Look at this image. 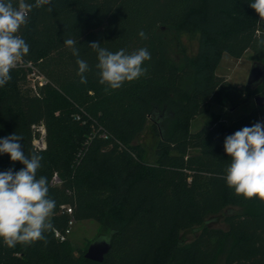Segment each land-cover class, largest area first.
<instances>
[{
  "label": "trees",
  "instance_id": "16d2710c",
  "mask_svg": "<svg viewBox=\"0 0 264 264\" xmlns=\"http://www.w3.org/2000/svg\"><path fill=\"white\" fill-rule=\"evenodd\" d=\"M251 2L52 0L33 7L17 35L30 46L23 58L49 82L35 95L26 70H11L0 87V139L16 133L26 155L42 157L36 176L47 178L56 207L46 242L9 248L0 240V264H264V201L237 196L224 179L231 163L225 138L264 123V107L232 120L211 111L264 96V81L234 84L216 71L223 52L241 58L251 50L264 64V21ZM184 31L199 33V47L177 59L170 37ZM67 38L77 41L79 58L89 65L86 83ZM93 42L113 53L146 48V73L115 90L100 84ZM197 117L203 123L193 130ZM40 124L44 150L33 144ZM149 127L156 136L152 151L138 142ZM10 168L24 165L0 153V172ZM219 213L226 227L210 223ZM88 219L109 231L112 246L102 262L87 259L86 247L69 235H55ZM195 227L194 238H180Z\"/></svg>",
  "mask_w": 264,
  "mask_h": 264
},
{
  "label": "clouds",
  "instance_id": "9594fccd",
  "mask_svg": "<svg viewBox=\"0 0 264 264\" xmlns=\"http://www.w3.org/2000/svg\"><path fill=\"white\" fill-rule=\"evenodd\" d=\"M51 2L35 0L33 5L26 0H0V87L11 80V70L30 51L28 43L17 35L21 26L26 24L33 7L50 5ZM250 7L264 21V0H253ZM138 35L147 39L142 30ZM63 43L77 57L80 83H86L84 74L89 71V65L79 58L77 41L67 38ZM260 44L264 45V40ZM89 47L97 54L99 83L113 90L144 75L147 69L142 65L151 59L146 48L126 54L124 49L110 52L96 42ZM21 140L23 137L16 133L0 139V153L8 154L13 162L24 165L17 172L11 168L0 172V240L9 248L17 244L27 246L36 241L46 242L44 233L53 230L50 217L56 207V202L48 197L47 178L41 176L37 179L36 176L42 157L36 152L26 155L19 143ZM224 149L231 157L224 177L227 186L234 189L237 196L264 201V123L257 122L227 136Z\"/></svg>",
  "mask_w": 264,
  "mask_h": 264
},
{
  "label": "rangeland",
  "instance_id": "374dc122",
  "mask_svg": "<svg viewBox=\"0 0 264 264\" xmlns=\"http://www.w3.org/2000/svg\"><path fill=\"white\" fill-rule=\"evenodd\" d=\"M171 53L175 58H180L184 54L194 55L199 47V33L193 31H184L179 35L170 37ZM255 63H260L253 57L252 51L247 50L241 58H235L230 54L223 52L221 61L218 64L216 71L224 76L227 80L234 84H246L249 72ZM255 100H251L236 109L229 110L223 106L215 105L212 107V112H216L221 117L232 120L255 106ZM203 123V117H197L191 122V129L199 128ZM156 136L154 130L149 127L138 139V142L143 143L149 151H152ZM214 217V218H212ZM210 223L214 226L226 227L223 222V213L208 217ZM198 227L184 229L180 232V238L184 241L194 238L198 231ZM109 231L104 230L101 225L94 220H81L74 222L70 227L68 234L71 239L81 246L86 247L101 235L107 234Z\"/></svg>",
  "mask_w": 264,
  "mask_h": 264
},
{
  "label": "built area",
  "instance_id": "2783aa9c",
  "mask_svg": "<svg viewBox=\"0 0 264 264\" xmlns=\"http://www.w3.org/2000/svg\"><path fill=\"white\" fill-rule=\"evenodd\" d=\"M15 68L26 70L27 86L30 88V91L33 94L40 95V89L44 85H46L49 82V80L45 76V74L41 72L39 67L32 60H27L23 58L22 61L19 62ZM37 132H38V136L35 137L33 144L35 146V149L44 150L47 147L46 138H45L46 136L45 126L43 124L38 125ZM52 180L55 183L60 182V179L57 173L53 175ZM66 209L69 213L72 212V209L70 206H67ZM69 233H70V228L66 230V234H62L56 230L55 235L60 240H65Z\"/></svg>",
  "mask_w": 264,
  "mask_h": 264
},
{
  "label": "water",
  "instance_id": "95a60500",
  "mask_svg": "<svg viewBox=\"0 0 264 264\" xmlns=\"http://www.w3.org/2000/svg\"><path fill=\"white\" fill-rule=\"evenodd\" d=\"M264 81V64L255 63L248 75L246 85L250 87H257ZM256 106L264 107V96L256 95L255 98ZM107 240V241H105ZM112 243L111 238L109 236H99L95 240H93L86 252L85 257L92 261L102 262L105 256L109 253L111 249Z\"/></svg>",
  "mask_w": 264,
  "mask_h": 264
}]
</instances>
